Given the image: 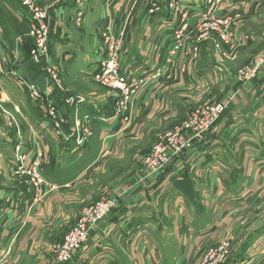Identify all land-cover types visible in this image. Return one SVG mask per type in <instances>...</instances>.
Segmentation results:
<instances>
[{
	"label": "crops",
	"instance_id": "crops-1",
	"mask_svg": "<svg viewBox=\"0 0 264 264\" xmlns=\"http://www.w3.org/2000/svg\"><path fill=\"white\" fill-rule=\"evenodd\" d=\"M105 1L92 0L91 4L78 7L77 0H70L68 5L48 8L51 52L47 63L59 69L62 85L70 95L86 98L75 114L71 109L64 111L69 107V96L29 60L32 45L27 37L28 12L16 0H0V61L6 59L9 71H19L41 90L53 86L51 99L70 124L89 117L93 132L84 148H78L73 140L67 143L56 138L43 118L44 107L30 102L0 72V92L15 107L21 121L23 150L28 161H33L38 149L43 150L45 177L60 188L43 205L30 206V188L11 178L16 137L0 125V178L4 179H0V264H59L47 246L67 233L85 205L92 204L102 191L119 196L117 207L92 231L78 256L66 264H197V254L218 244L228 232L241 243L223 264H264L263 74L241 85L214 130L165 174L145 182L136 176L133 190L128 189L126 178L120 175L115 180L101 179L99 174L106 175L113 169L112 161H127L125 165L135 168L138 154L150 148L161 128L185 120L187 105L191 103L187 100L200 95L193 94L196 86L208 83L200 76L206 71L218 75L213 48L208 40L203 41L198 59L190 63L193 68H182L185 71L182 73L179 69L185 59L182 58L178 64L165 68L160 83L155 84L157 79L148 81L151 86L137 102L140 110H136V125L118 132L120 120L109 108V103L116 101L115 96L98 88L87 93L80 87H68L77 86L68 83L75 80L95 84L92 76L105 58L101 37L105 27L112 22L120 32L128 12L133 14L135 20L128 23L124 45L117 47L121 73L136 83L162 67L175 31L186 29V33L197 38L196 32L192 34V26L206 14V7L199 0H179L177 9L189 15L188 20L160 10L156 20L149 21L143 11L146 0H136L130 5L124 1V5L119 2L110 11L111 21L104 8ZM252 3L253 0L238 5L229 3L230 6L225 3L221 10L239 11L247 21L264 22V0ZM80 8L84 11L81 24L76 21ZM240 33L245 36L246 45L239 37L235 60L241 50H251V45H259L260 41L264 43V33L257 30L243 26ZM184 63L187 67L188 62ZM235 84L231 78L230 86ZM168 90L177 92L178 99L182 97L180 102L174 103L176 97L167 96ZM230 94H234L233 89ZM126 140L133 144L127 146Z\"/></svg>",
	"mask_w": 264,
	"mask_h": 264
},
{
	"label": "rangeland",
	"instance_id": "rangeland-1",
	"mask_svg": "<svg viewBox=\"0 0 264 264\" xmlns=\"http://www.w3.org/2000/svg\"><path fill=\"white\" fill-rule=\"evenodd\" d=\"M16 1L20 5V7L23 8L22 7L23 5H21L22 3H20L19 0H16ZM34 1L43 10L47 11L48 20H49V17H50L49 9L51 7H54L55 5L59 6L60 4L62 6L68 5L69 4L68 2L70 0H34ZM91 1L92 0H89V2L85 3L86 0H80L78 7L81 6V4H83V3L84 4L82 6L91 4ZM133 1L136 2V0H128V2H127V0H123V1L122 0H106L104 8L107 11L108 19L111 21L113 20V16L110 14V11L113 10V7L115 4L119 5V2H122V3L124 2L125 4L127 3L128 5H130V4L134 3ZM164 1H166V2L163 6ZM191 1H193V0H191ZM208 1L209 0H199L200 4H201V2H203L205 4L206 14L202 15L199 18V20L197 22H195L192 26V28H193L192 34L194 32H196L197 38L194 39L193 37H191L190 33L188 31L186 33V29H179V30L175 31L173 43L171 45V48L167 51V54H166V57L164 58V62H163L162 67L158 68L156 74H154L153 76L141 77L139 79V81L142 79H145V83L143 84V86H139L135 90V92L130 95L128 101L125 104H119V101H118L119 98L117 97L118 93L114 92L110 86H104V85H102L100 83H96L94 81H93L95 83L94 85L93 84L91 85L90 83L88 84V83L81 81V80H75V81L68 82L69 84H76L77 85V86H68L70 88L76 87L79 89V87H80L81 91H84L87 93H90L91 90H96L98 88L99 91L101 89H103V92L109 93L113 97L115 96L116 101H114L113 104L109 103L110 112H111V114L114 115V117H116L117 119L120 120L121 126H120L118 132H126L127 130L132 129L136 125V121H137L136 117H135L136 110H138V111L140 110L139 108H137V102H138V99L141 96V94L143 92H145L147 89H149V87L151 86V84H149V85L147 84L148 81H150L152 79H157L158 81L155 84L160 83L162 78H163V72H164L165 68H168V66H174V64H178L180 61L183 60L182 58H185L182 61L183 64L181 66H179L180 67L179 69H181L182 73L185 72L182 68H185V70H187L188 66H191L193 68L194 66H192V65H194V64H190V63H195V61L198 59L197 55L199 54V52L201 50V42L199 39L200 38L204 39V38H207L208 36H210L209 38H207L205 40H208L210 42V46H211L210 48H213L212 58H214V56H215V59L217 61L216 65H217V69H218L217 70L218 75H215L213 73V71L212 72L206 71L205 74L200 76L201 77L200 79H202L203 81L208 82V83H204V84H201L200 86H196V89L194 90L193 94H200V95L194 99L187 100L189 102L191 101V103H188V105H187V109H186V115L187 116H186L185 120L181 121V123H179V124L178 123L177 124H168V125L166 124L167 126L165 125L163 127V129L161 128V131L157 134V138H156L155 142L152 141L153 143H151V145L149 146L150 147V148H148L149 150L147 149L148 150V151L146 150L147 152L146 151H144V152L140 151L141 155L138 154L137 161H136L137 164L135 165L136 166L135 168H134V166L125 165L127 161H124V162H120V161H114L113 162L112 161V162H110V164H111L113 169L110 171V173H108L106 175L99 174V177L101 179L109 180L112 178L113 180H115V178L117 179V177L120 175V178H126L125 183L128 185V189L133 190L135 188L133 182L136 180V176L139 178L140 182H145V181H148L149 178H153L155 180V178L161 176L162 174H165L170 168L174 167L175 164L179 160H181V158H184L188 154L192 153L194 151V149L196 148L197 144L199 143V141L202 138H204L205 136H207L208 134H210L214 130L217 123H219L221 118L227 112V110L224 111V113L222 115H220L219 118L216 120L215 124L212 125L208 129V131H206V132H201L200 130H198L196 128H192V127L189 129L184 128L186 125H191V126L196 127L195 122H193V116L199 109H203L205 107H214V106H216L222 102H224L228 105L232 104L233 100H235L234 98H236V95L238 94V92H237L238 89L241 90V87L243 85L251 83L253 80H256L261 74H263V76H264V43L262 41L259 42V45H258V43L254 44V46L251 45V50H249V49H244L245 51L241 50L239 52V55H240L239 59L235 60V55L237 53V50L239 49V46L237 45V41L240 38H241L240 40L244 39V42H245L244 44L246 45L245 36H240V34H241L240 32L242 31L243 26L247 27L249 29L257 30L261 33H264V22L262 21V19L261 20L255 19L256 21H253V20L247 21L244 19L243 14L239 11L238 12H233V11L232 12H225V11L221 10L224 8L222 5L225 3H228L225 6H230L229 3L234 4V5H238L245 0H215L214 4H212V3L209 4V3H207ZM256 1H260V0H253V3ZM179 2H180L179 0H146V3H145L144 8H143L144 15H145V17H147V19L149 21L156 20L159 13L155 12L154 14H151V11L159 8V10L171 12L176 17L181 15L180 17H182V18L185 17V19L188 20L190 18V16L189 15L187 16L186 13L181 14L182 12L180 13L179 10L177 9L176 4ZM124 3H123V5H124ZM128 8H129V6L127 7L126 10H128ZM250 13H251L250 11L248 13L246 12L247 19L251 15ZM256 15H257V13H256ZM256 15L253 18H255ZM133 19H134L133 14L128 12V16L126 17L127 22L122 23L124 25V27L120 32H117V30L113 26L112 22L108 23V25L105 27V30L102 32V35H101L102 41H103L102 43H104V41H105V43L107 41H110L109 44L114 43V44L122 47V45H124V41L126 38L128 23H130V21ZM83 20H84V11H82V9H81L77 13L76 21H77V23L81 24L83 22ZM177 34L181 35L178 42H177V37H176ZM115 35H118L119 37H117ZM225 36H228V37L225 38ZM115 38H116V40H119V39H121V40L116 41ZM28 39H29V37H28ZM239 44L242 47V42H239ZM106 45H107L106 48L108 49V44L106 43ZM210 48H208L209 51H210ZM126 49H127V47H126ZM50 52H51V50H50ZM206 56H207V54H206ZM199 58L201 59V57H199ZM207 58H208V60L211 59V58H209V55ZM199 60H198V62H199ZM208 60L206 61L207 63H208ZM47 62H49V60ZM47 62L44 64V67L48 66L51 69H53V71L56 73L57 83L59 85L58 88L62 89V92L64 93V95L69 96L68 100L70 98H75V100H76L75 103H68V100H67V105L69 107L65 108L64 111L66 112V111H69L71 109V112L75 111V114H77L78 108L81 107L82 104H84L86 98L84 96L70 95V93H68L69 91H66V89L62 85L63 83H62V79H61L59 69L57 67H54V66L48 64ZM184 62H186V63L188 62L187 67H186V64ZM0 63L2 66L0 68V72L6 78L11 80V82H10L11 85L16 86V88H18L19 91L22 93L23 91L21 90L20 86L17 84V83H19L20 78H16L14 75L11 74L12 70L9 71L7 69V66H5V64L7 63V60L4 58H1ZM203 66H206V68H208L207 65H203ZM121 70H122V65H121V60H120L119 73H120V75L127 76L129 78L128 75L122 74ZM15 73L19 74V71H15ZM182 76H183V74H182ZM189 77L190 76L188 75V78ZM1 78L2 77H0V79ZM231 78L235 79L237 85L235 84V86H230ZM188 87H189V83H188ZM232 89H233L234 94L231 95L230 93L232 92ZM53 90L55 92V89H53ZM240 90H239V93H240ZM2 93L0 92V125L6 126V128L9 130V132L16 137V143H17V134L16 133L20 132L22 134V131H23L21 121L18 118V114H16L17 112H16L15 107L11 106L9 101H7L6 98H4V96L2 97ZM166 95L169 97L175 96L176 101L174 103L180 102V100L182 98V97H180V99H178V93L177 92L172 93L170 90H168L166 92ZM52 102L54 103L53 100H52ZM55 107L58 111L59 116H61V118H63L65 121L64 130L66 131L65 133H67V134L65 135V138L64 137L62 138V141L69 143L70 141L73 140L76 144L78 142L77 141L78 139H75V137L69 138V136L71 135V129H73L75 122L73 123V125H71L69 120H67L65 113L61 110V108L59 106H57L56 104H55ZM144 110L147 111V109H145V108H144ZM144 110H143V112H144ZM43 116H44L43 118H44L45 122L47 124H49L48 125L49 130L56 137L54 130L52 129V126L46 117L45 107L43 108ZM139 117H142V114ZM91 125L92 124H89L90 133L86 137L88 139V141L83 146V148L91 140V137L93 134ZM182 128H184L183 131H184V134L186 135V137H185L186 138V146L192 145V148L187 150V151H183L179 156L174 158L171 161V163L167 164L166 166L164 165L165 167L162 169V171L158 170V171H155L151 174L152 169L150 168V166L156 162L158 163L157 167L159 166V158L154 156L155 155L154 154L155 147L158 146L160 143L165 141V136L167 134H169L170 132H174L177 129H182ZM81 135H83V134L81 133ZM22 137H23V135H22ZM56 138H58V137H56ZM81 139H83V137H81ZM22 141H24V139H22ZM125 144L130 147L133 144V142L126 140ZM147 145L148 144H146L145 147ZM76 146L79 148L80 145L76 144ZM37 151L38 152L36 153V157L33 159V161L35 159H37L38 154H40V162H41L40 173L44 176V178H46L45 174H44V170H43V167L45 164V153L41 149H38ZM127 153H131L129 149H127ZM128 158H130V156ZM127 159H125V160H127ZM131 162H132V160H131ZM114 172H115V174H114ZM11 175H12L11 178H13L15 180V182L22 184L23 186L25 185L28 188H30V190L32 192L31 193L32 194V201H31L32 203L30 204V206L43 205L47 199H49L53 194H55L60 189L59 187H57L53 184H50L47 179H46L47 185H44L40 188H36V187L29 184V183H31L29 177L17 175L14 171V167H12ZM0 179H2V178H0ZM2 180H4V179H2ZM2 180H0V181H2ZM118 198H119V196L115 197L107 191H102V193L100 195H98V197L94 200V202L92 204L85 205V207L82 209L80 215L76 218L75 223L73 224L72 228L67 233L61 234L60 236H58L57 240L49 243V245L47 246V250L50 253L51 257L57 262V260L55 259V256L53 255V249H54L55 245L62 243V241L64 240V237L69 232L72 231V229L75 227V224L82 218L83 213L87 208L93 206L94 204H96L98 202H101L102 200H107V201H112V202L115 201L117 203V202H119ZM240 243L241 242L237 240V236L235 237L232 233L228 232L224 235V237H222V239L219 241L218 244L217 243L213 244V246L209 247L203 253L199 252L197 254V256H198L197 264L207 263V261H209L212 256H215V260L221 261L222 264L225 262H228L229 259L231 258L232 250L235 249L237 244H240ZM239 246H237V247H239ZM223 248L226 249L227 253L220 255L219 253L222 252Z\"/></svg>",
	"mask_w": 264,
	"mask_h": 264
},
{
	"label": "built area",
	"instance_id": "built-area-1",
	"mask_svg": "<svg viewBox=\"0 0 264 264\" xmlns=\"http://www.w3.org/2000/svg\"><path fill=\"white\" fill-rule=\"evenodd\" d=\"M215 0H209L207 3L214 4ZM23 9H25L30 17V31L28 34L29 40L31 42V50L29 52V60L35 67L41 68V72L46 75V79L53 82L55 85L59 86L57 83L56 73L50 67H44V64L50 58V36L51 30L48 25V13L43 10L34 0H19ZM80 0H77L79 4ZM89 2L86 0L85 3ZM203 2H201L202 4ZM84 4V3H83ZM81 4V5H83ZM205 6V4H202ZM159 8L152 10L151 14L159 12ZM81 14V13H80ZM209 15V14H208ZM180 34H177V42L180 39ZM208 36L207 38H209ZM228 36H225L227 38ZM204 39H199L200 42L207 41ZM107 45L104 41V52L105 58L101 61L97 71L93 74V81L100 83L104 86H110L114 92H117V97L119 98V104H125L130 95L135 92L139 86H143L145 79L139 82L133 83L127 76H122L119 73L120 70V59H119V49L116 44ZM16 70H12L11 74L19 79L17 83L23 93L26 95L28 100L32 103H37L45 107L46 117L50 122L52 129L56 137L62 139L65 138L66 131L64 130L65 121L61 116H59L55 104L52 102V95L54 94V87L47 86L45 90H41L39 86L25 77L20 73H15ZM75 98H70L68 103H75ZM229 105L222 102L214 107H205L199 109L193 116V122H195L196 127L191 125H186L184 128H196L201 132H206L208 129L215 124L216 120L220 115L228 109ZM90 118L85 117L83 121H76L73 129H71V135L69 138L75 137L78 139L77 143L79 148H83L88 139L86 138L90 133ZM177 129L174 132H170L165 136V141L160 143L155 147L154 156L159 158L158 163H154L150 166L152 169L151 174L155 171H162V169L171 161L179 156L183 151H187L192 148L191 146H186V135L183 129ZM81 133L83 135H81ZM17 143L15 145V159L13 163L14 171L17 175L27 176L30 178V185L40 188L47 185V180L40 173V154L38 158L34 161H28V155L23 150V137L20 132H17ZM85 134V135H84ZM85 136V137H84ZM83 137V139H81ZM165 165V166H164ZM159 171V172H160ZM151 176V175H150ZM118 203V202H117ZM117 203L115 201L102 200L94 204L93 206L87 208L82 218L75 224V227L69 232L62 243L55 245L53 249V255L59 264H66L73 261L78 254L81 252L84 244L88 241L92 231L103 221H105L110 214L116 209ZM227 253L226 249H222L220 255ZM222 264L221 261H216L215 256H212L209 261L205 264Z\"/></svg>",
	"mask_w": 264,
	"mask_h": 264
}]
</instances>
